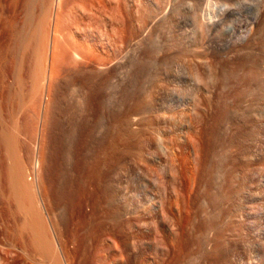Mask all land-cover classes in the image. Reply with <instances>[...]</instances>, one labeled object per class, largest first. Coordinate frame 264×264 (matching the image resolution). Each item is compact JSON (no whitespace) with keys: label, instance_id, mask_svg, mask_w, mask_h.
Segmentation results:
<instances>
[{"label":"bare ground","instance_id":"1","mask_svg":"<svg viewBox=\"0 0 264 264\" xmlns=\"http://www.w3.org/2000/svg\"><path fill=\"white\" fill-rule=\"evenodd\" d=\"M35 1L44 6L43 2H48L23 0L21 8L31 16L24 14L29 20ZM214 1L207 0L213 7L207 16L200 9L203 4L192 13L193 28L178 43L180 60L169 64L175 84L158 99L161 86H147L145 80L148 76L159 78L158 69L167 62L158 52L149 64L145 34L132 39L129 0H55L52 18L48 11L47 23L43 21L49 28L51 20L49 38L46 25L34 28L38 32L33 33L36 53L33 50L34 75L30 78L34 87L29 89L31 98L26 97L34 102L33 159L17 154L28 142L19 141L14 132L13 116L29 94L24 93V74L0 72V264H73L74 237L69 223L64 222L67 220L59 219L62 205L51 197L58 203L52 206L49 200L47 182L53 175L44 174L52 111L64 117L65 123H61L67 124L68 130L63 135L73 144L67 153L69 173L73 183L79 182L82 188L79 209L84 223L94 217L99 232L116 236L120 257L127 264L164 263L173 257L177 240L190 233L202 248L203 264H264V148L255 145L259 129L264 130L260 123L264 106L257 104L260 76L255 62L246 63L239 57L230 61V54L249 41L253 25L237 39H212V34L222 33L221 25L232 9L231 0ZM245 1L232 4L237 5L233 8L236 15L245 4L249 6L250 1ZM154 5L159 7L158 2ZM18 8L19 0H0V10L10 14H1L0 20L13 41L24 38H15L22 35L20 31L26 32L14 27ZM262 10L257 7L252 14L255 27ZM157 12L151 9L149 13L155 18ZM207 63L218 70L215 87L192 82V74L203 72ZM40 82L37 90L35 85ZM166 82L170 84V79ZM10 117L11 125L4 121ZM63 149L58 152L65 155ZM127 184L138 189L128 195ZM245 198L247 203L258 201L255 210L247 213L246 224L242 218ZM228 227L233 231L230 253L225 247L227 240L221 237ZM160 233H166V238L159 239ZM218 242L217 255L212 258L209 251ZM144 249L149 252L146 258Z\"/></svg>","mask_w":264,"mask_h":264},{"label":"rangeland","instance_id":"2","mask_svg":"<svg viewBox=\"0 0 264 264\" xmlns=\"http://www.w3.org/2000/svg\"><path fill=\"white\" fill-rule=\"evenodd\" d=\"M22 1L23 0H19V8H18V11H17L18 14L16 16L18 19L16 18V20H15L16 22L14 24L15 25L14 27L16 28V30L18 29V31H19V29L20 30H23V32L26 31V32H24L25 34L24 33H21V31H20V34H22V35H19L17 37L15 36V38H17V39L20 38L21 36H24V38H25V39L23 38L24 40L21 39L22 40L21 41V40L18 39L17 41L16 40L13 41L14 38L11 39L9 37V30H8L7 25L6 24H2V21L0 20V72H7V71L8 72H11V73L12 72L13 73L14 72L15 73L16 72L17 73L20 72L19 74H22V76L24 74L23 77L25 78V81L27 82L26 83V86H25L26 89H25V92L24 93L26 94V93L29 92V94H27L28 96H25L24 97L27 100H25V99L23 100L24 104H21L22 106L18 108V111L19 112L17 111L18 114H15V117L13 116L14 119L10 117L8 119L5 118L4 121L6 123H8V124L11 125L12 124L11 122L14 120V122H15V124H14V128H15L14 130L15 131L14 132H15V135L17 133V137L19 136L18 137V140L20 139L19 141L23 142L24 144L26 142H28V144H25L23 146L24 148L22 150H21V148H19V151L20 150L21 151H20V153H18V151H17V154L18 155L20 154V156L22 155L21 157H23L24 159L26 157L27 158L29 157L28 159H30V158L33 159V151H34L33 150L34 149L33 146H34V143H35V138H34L35 135L34 134H36L35 133L36 132L35 131L36 130L35 129V127H36L35 122L36 121H35V119H33V118H35V116L33 114V106H32L34 104V102H32V100H30V98H31L30 97V95H31L30 93L33 90L32 88L34 87L32 85L33 82H31L33 80V79L31 80V78H32V75H34V63H35V56H34V51L33 50H35V53H36V49L34 47L36 45L35 44L36 37L34 36V34H35V32H38V31L35 30L36 27L39 28V26H40V27L43 28V26L46 25V24H44L43 21H45V23H47V16L49 14L48 11H50V18L49 19L52 18L51 15H53L52 13L54 11L56 2H55V0H52V1L51 0H48V2L46 1V3L43 2V4H45V6H44L41 3L42 1H40V3L39 2L36 3V1H35L33 3V6H32V10L33 11H31V9H30V12H32V13L34 12L33 13L34 15H32V13H31V15L33 16L32 17L33 20L32 19L29 20L31 16L28 15L27 12L24 11L25 9L22 10V8H23ZM49 1H50V3H49ZM153 1L156 2V3H154ZM169 1H172V2H169ZM174 1H176V0H152V1L151 0H129V2H128V6H129L128 9H129V13H130V16H131L130 17V20H129V29L131 30L130 32H132L131 33L132 39L133 40H136L137 37H139L142 34L143 35L145 34L144 35V38H145V43L146 44L144 45V49H145L144 52L148 56V58L151 55V57L149 59L147 58L148 63L151 60V58L153 59L157 55L158 52H159L158 54H161L160 55L161 58H163L165 60V62H167V66L165 65V66H161V68L159 67L158 73L161 71L159 73V74H161V76H159V78H157V79L154 80L153 78H150L148 76L146 78V80H145L147 86L153 85V83H154V85L157 84L159 87L160 86L163 87V88L160 87L158 89V91H157L158 93H156L158 95V96L156 95L157 97L160 96L158 99L164 98L165 95H166V91L165 90L173 87L174 84H175V81H174L175 80L174 79L175 74L170 69L169 64L173 60L174 61L180 60V56L182 54L180 52L181 50L179 49L178 43L181 42V41H183V39H185L190 34V32H191V30L193 28V14L192 13L194 12V10L196 11L197 8H200V6L202 4H203L202 5L203 7H201L200 9H201L203 15H205V16H207L206 12L208 13L210 10L213 9V7L211 6V4H209L207 2V0H185V1L184 0H178L181 4L180 3H176L175 4ZM189 1L191 2L190 4H189ZM234 1H238V0H231L229 2L230 3V7H232V9L230 8L231 9L230 12L226 15L225 21L221 25V27H223V25H224V27L221 28L222 29V33L220 35L212 34L211 37H212V39L220 40V41H223V42L224 41L231 40V39L233 40V39L239 38L240 36H242L243 34H245L247 31L249 32L250 29L248 30V28H252L253 27V29H251L252 30L251 32H252L253 35L251 34V37H250L249 41L246 44H241V47H238L236 51H234V52H232L230 54L231 55L230 61H232L233 59L239 57V58H241L246 63H249V62L250 63L251 62H255L256 63L257 68H258V72H259V76H260L259 77L260 78V84H261L260 85V90H259L258 95H257V104L259 105L258 107H261L262 105L264 106V102H262V101H264V93H263L264 92V85H263L264 84V66H263V63H264V0H260V1H262V3H258L260 1L257 2L256 0H254L256 3L253 0H249L250 1L249 2V6H248V3H247L248 0H246L245 2L247 4H245V7H244V9L245 8L246 9L245 10L243 9L241 11V13H240L239 16L236 15L235 14V11L233 10V8L237 6V5L236 6H232V4L234 5ZM241 1H243V0H241ZM157 2H158V5H159V7H157V8H160V10L156 8V5H154V4H157ZM51 3H52V5H50V7H49L48 4H51ZM187 3L189 5H191V7L190 6L189 7H190V10H192V12L190 10H188L189 8H188V6H186ZM167 4H169V5H167ZM192 4H193V7H192ZM251 4L252 5L253 4H255V5L257 4V7H262L263 8L262 13H261V17H260L259 21L257 22V26L256 27L252 23V21H253V17H252L253 15L252 14H254L255 9L257 7L254 6V5L252 6ZM260 4L261 5L263 4V5L261 6ZM178 5H181L182 7L181 6L179 7ZM207 5H208L209 8H207ZM52 6H53V8H52ZM40 8L42 9V11L43 10L44 11L41 12ZM43 8H45L47 10H45ZM177 8H178V11H177ZM204 8H205V10H204ZM247 8H248V11H247ZM151 9H156L158 11L157 12V16L155 15L156 16L155 18L152 17L151 14L149 13ZM236 9H237V7H236ZM251 10H253V11H251ZM22 11H24L25 13L22 12ZM144 11H145V13H144ZM159 11H160V13H159ZM166 11H168L169 13L168 14L167 13L165 14ZM44 12L46 13V15H45ZM250 12H252V13H250ZM1 14H3V16H5V17H8L10 15L7 10H4V13H3V10H0V16H1ZM24 14L26 16H28L29 19L25 18L24 17L25 16ZM36 15H37V17H36ZM140 17H142V18H140ZM147 17L149 19L150 18L151 19L149 20ZM38 18H40V19H38ZM233 18H234V20H232ZM25 19L26 20H29V21H27V23H29V24H27L25 22L26 21ZM37 20H38V22H37ZM137 21H138V24H137ZM190 21H192V22H190ZM234 21H235V23H233ZM39 22H40V24L37 26V24ZM241 22H242V24H241ZM250 22H251V24H250ZM259 22H260V24H259ZM30 23H31V25H30ZM50 23H51V20H49V23H48L49 24V28L47 27V25H46V28H45L46 29L45 30V36H46V33H48L47 34L48 38L50 36V33H49L50 32ZM262 24H263V26H262ZM27 25H29V26H27ZM131 25H132V27H131ZM229 25H231V26H229ZM251 25H253V26L251 27ZM26 26H27V28H26ZM188 26H190V27H188ZM244 26H245V29H244ZM134 27L136 28V30H135ZM119 28H121L120 23H119V26L117 25V27H116V29H118L117 36L120 34V29ZM145 28L148 29V30H146ZM185 28H187V29L185 30ZM47 29H48V31H47ZM37 30H39V29H37ZM229 30H232V32L229 33L228 32ZM241 30H242V33L239 32ZM243 30H245L244 31L245 33L243 32ZM146 31H147V33H145ZM183 31H184V33H183ZM186 31H187V33H186ZM172 32H173V35H172ZM237 32H239V33H237ZM32 35L35 38L32 37ZM43 36L44 35H42V38H43ZM177 36H179V37H177ZM29 38H30V40H29ZM48 38H46V39H48ZM226 38L227 39L229 38V39L227 40ZM257 38H258V40H257ZM167 41H168L169 44L167 43ZM19 42H21V43H19ZM249 43L250 44L252 43V44L250 45ZM8 46H10V48ZM12 46L15 49H13ZM29 47H31V49ZM161 47H162V49H161ZM11 48L13 49V53H14L15 56L12 54V49ZM173 48H174V50H173ZM29 50H31V51L29 52ZM10 51H11V53H10ZM160 51H162V52H160ZM11 55H13V57L16 59L14 62L12 61V59L14 60V58L10 59V57H12ZM152 55H153V57H152ZM258 62H259V64H257ZM261 62H263V63H261ZM12 63H14V64L12 65ZM163 67L164 68L166 67L165 68V71H164V69H162ZM261 69H263V71H262L263 76L261 75ZM168 70L171 72V74H170V72ZM166 71H168V72H166ZM163 74H164V79L162 78ZM172 74H174V75H172ZM170 77H172V78H170ZM151 79L153 80L152 83H151V81H152ZM169 79H170V82H169ZM261 79H263V80L261 81ZM167 80H168V82L170 84H168L166 82ZM148 83H149V85H148ZM40 85H41V82L39 84H36L35 85L37 90L39 89L38 86H40ZM29 89H31V91ZM36 89H35V91H36ZM27 90H29V91H27ZM26 97H30V98H26ZM22 108H24V110ZM19 109H21V110H19ZM52 112H53L54 115L51 114ZM52 112L50 113L51 120H50V123H49V126H48V137H47V144H46L47 147H49V148L46 147L48 149V150L46 149V151H48V152L46 153L47 156L45 155V158H48V160L47 159L45 160V162H46L45 165H47L46 166L47 169L44 168V170L46 171V173L44 172V174L45 175L46 174H49L50 176L53 175L52 178H51V180H50L51 182L50 183L47 182L48 184H51L52 183L51 184L52 186L51 185L48 186V184H47V191H48V189H49V191H51L50 194H49V191H48L49 200H51V205L53 206V204H54V206H55V205H58V203L60 205H62V208L59 205L60 206V210L61 209H64V210H61V213L59 211V213H60V215H59L60 218L59 219L62 218V221H64L63 219L67 220V221H64V222L69 223V225L68 224L67 225L69 227H71V228L68 227V229H70L69 232H71L73 236L71 234H69V235H71L72 238L74 237L73 238V244H72L73 264H127V262H125V260L120 257V254H119L120 253V250H118V249L120 248L121 244H120L119 239L116 236L113 237V235H108V234L99 232L97 230L98 229L97 226H98L99 221L96 220V218H94V217H92V219H91L94 222L91 221V220H89L88 222H85L84 223L83 217H82V215L80 213L81 212V209H79V208H81L80 207L81 204H79V203H81V199H82L81 198L82 197L81 195H83V194H80L79 192H82V188L80 187L81 185H79V182L76 181V184L73 183V182H75V180H74L73 177L70 176L71 173H69V172H71L70 171L71 169L69 167V164L70 163H69V159H68V154L67 153H68L69 148L71 146H73V144L69 140H67V139L65 140V138H67V137L65 135H63V134H66L65 133V130L67 128V124H63V123H65V122H63L64 120H62V119H64V117L60 114V112H57V113H56V111H52ZM11 119H13V120L11 121ZM60 119H61V121H60ZM22 121H23V123H22ZM263 121L264 120H260V123H264ZM61 122H63V123H61ZM50 125H52V126L50 127ZM62 125H63L64 128L62 127ZM58 135L59 136L61 135V136L59 137ZM259 136L260 137H258V140L255 142V145L258 148H264V138H263L264 137V130L262 128L259 129ZM56 137L59 138V139H57ZM54 139H55V141H54ZM60 145H61V147H60L61 149H63V148L65 149V151H66V154L65 155L62 154L63 151H61V150H60V153L58 152L59 149H60V148L58 149V147ZM27 149H29V150H27ZM56 151H57V153H56ZM31 152H32V155H30ZM54 154H56V155H54ZM60 155H61V158H62L61 160H59ZM53 156H55V157H53ZM62 156H64V157H62ZM47 161H50L51 163L50 162H47ZM49 175H47L48 177L47 176L46 177L47 178H50ZM71 178H73V179H71ZM257 188L258 187H256V189ZM137 189H138L137 185H130V184H127L126 185V191H127V194L128 195L133 194L134 191L137 190ZM249 192L250 193H253L254 192V188H251L249 190ZM53 193H54V195H53ZM79 195H80V197H79ZM51 197H52L53 200H55L58 203H56L55 201L53 203V200L50 199ZM57 198H59V199H57ZM76 199H78V200H76ZM246 199L247 198H245V200H244L245 201L244 202V208H243V211H242V216H243L242 218H243L245 224H246L247 219H248L247 218V213H249L250 211L255 210V208L257 207V204H258V201H255V200L250 201V202L247 203ZM69 213H71V214H69ZM68 217H70V218H68ZM71 218H72V220H71ZM88 223L91 224V225H89ZM232 232L233 231L230 229V227H228V228L224 229V232L221 235L222 239L227 240V243H226L225 247L227 246L226 250L229 253L231 252V249H232V243L230 241V240H232ZM165 235H166V233H160L159 236H158V238L159 239H165L166 238ZM193 236H194V234L191 235V233H190V234H186L185 236H183V238L182 237L179 238L180 240H177V241H179L180 243L179 242L176 243V246H175L176 249H175V252L173 254V257H171V259H166L165 258L166 261H164V263L161 262V264H166V263L167 264H203L204 261H203L202 255H201L202 254V248L200 247V245H199V243H198V241L196 239L197 237H193ZM143 241H145V240H143ZM74 243H75V245H74ZM219 245H220L219 242L218 243H215L213 245V247L211 248V250L209 251L210 256L212 258H215L216 257L217 252H218L217 250L219 248ZM146 252L147 253L144 254V258H146L147 255L149 254L148 251H146ZM114 259H116V261ZM122 260L125 263H123Z\"/></svg>","mask_w":264,"mask_h":264},{"label":"clouds","instance_id":"3","mask_svg":"<svg viewBox=\"0 0 264 264\" xmlns=\"http://www.w3.org/2000/svg\"><path fill=\"white\" fill-rule=\"evenodd\" d=\"M217 68L213 67L210 63L206 64L203 72L195 71L192 76V82L197 86L204 88L215 87L218 83Z\"/></svg>","mask_w":264,"mask_h":264}]
</instances>
